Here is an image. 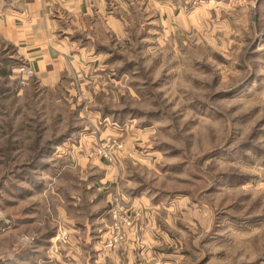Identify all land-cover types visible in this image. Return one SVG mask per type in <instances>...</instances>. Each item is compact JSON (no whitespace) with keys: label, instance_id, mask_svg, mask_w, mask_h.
Masks as SVG:
<instances>
[{"label":"rangeland","instance_id":"obj_1","mask_svg":"<svg viewBox=\"0 0 264 264\" xmlns=\"http://www.w3.org/2000/svg\"><path fill=\"white\" fill-rule=\"evenodd\" d=\"M132 3L125 38L93 28L103 66L59 86L21 83L24 61L0 39V264H58L66 218L86 215L67 197L97 192L65 154L105 131L110 185L147 193L148 264H264V0H164L161 20ZM111 203L121 239L111 207L105 246L119 257L134 213Z\"/></svg>","mask_w":264,"mask_h":264},{"label":"crops","instance_id":"obj_2","mask_svg":"<svg viewBox=\"0 0 264 264\" xmlns=\"http://www.w3.org/2000/svg\"><path fill=\"white\" fill-rule=\"evenodd\" d=\"M132 1L0 0V39L29 64L37 85L45 88L59 86L64 79H73L99 64L103 66L105 60L101 61L103 56L100 54L108 55L110 51L95 43L93 28H97L99 23L98 27L111 37L125 38L126 22L132 15ZM150 1L159 8L158 20L164 18V0H143V3L149 6ZM109 130L116 136L114 130ZM100 134L86 135L65 154L67 160L81 170L86 172L88 169L87 186L89 189L94 187L97 192H80L67 197L70 199L67 209L71 213L77 207L78 216L80 209H84L82 215H86L83 222L66 218L68 244L61 247L60 258L56 256L55 263L81 264L86 256L85 264H148L149 243L156 241L152 240L154 238L149 232L155 226L147 219L148 200H144L147 193L118 192L119 189L115 190L117 184L110 185L116 181L117 174L113 176L115 172L109 170L108 162L95 154L100 139L107 131ZM129 156L138 159L139 155L133 152ZM100 169L106 172L97 176L96 172ZM99 182L108 183L114 191H104L106 187L97 186ZM113 195H118L124 204H131L129 214L134 213L133 219L129 221L131 217H127L123 226V242L119 246L122 253L118 254L119 257L115 255V250L105 246L111 238L112 221L108 211L112 207ZM60 214L64 219L66 212L63 206ZM52 262L47 259L38 264Z\"/></svg>","mask_w":264,"mask_h":264},{"label":"built area","instance_id":"obj_3","mask_svg":"<svg viewBox=\"0 0 264 264\" xmlns=\"http://www.w3.org/2000/svg\"><path fill=\"white\" fill-rule=\"evenodd\" d=\"M17 73L19 74L20 78H21V83H24L28 80H31L34 78L35 74L33 72V70L31 69V67L29 66L28 63L23 62L18 68H17ZM101 155V152H100ZM102 157H106L105 154H102ZM116 209H113V207L110 209V215L111 217L114 219V225H113V229H114V237H112L111 242L110 243H116L118 240L121 239V233H120V229L122 228V221H120V218L118 217V213L116 212Z\"/></svg>","mask_w":264,"mask_h":264}]
</instances>
